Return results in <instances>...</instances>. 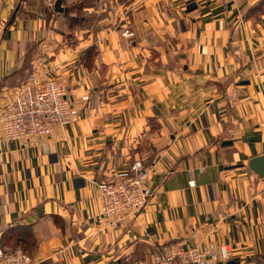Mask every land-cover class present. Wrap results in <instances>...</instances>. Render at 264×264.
Segmentation results:
<instances>
[{"label":"crops","instance_id":"obj_1","mask_svg":"<svg viewBox=\"0 0 264 264\" xmlns=\"http://www.w3.org/2000/svg\"><path fill=\"white\" fill-rule=\"evenodd\" d=\"M74 1L0 0V106L51 65L81 111L50 152L0 143V245L33 264H153L167 242H229L264 264V0H93L87 20ZM138 157L153 198L96 231L98 184Z\"/></svg>","mask_w":264,"mask_h":264},{"label":"built area","instance_id":"obj_2","mask_svg":"<svg viewBox=\"0 0 264 264\" xmlns=\"http://www.w3.org/2000/svg\"><path fill=\"white\" fill-rule=\"evenodd\" d=\"M237 1V0H233ZM124 35L134 33L125 30ZM88 99V95L82 97ZM80 109L69 93L67 82L59 76L31 71L25 82L15 88L7 102L0 106V143L17 142L23 149L38 147L44 152L55 148L53 134L77 121ZM151 166L136 159L117 171L113 180L99 183L106 217H135L152 196L148 183ZM228 242H206L196 246L168 243L156 252L154 264H218L232 256ZM0 264H33L29 253L21 248L5 250L0 245Z\"/></svg>","mask_w":264,"mask_h":264},{"label":"rangeland","instance_id":"obj_3","mask_svg":"<svg viewBox=\"0 0 264 264\" xmlns=\"http://www.w3.org/2000/svg\"><path fill=\"white\" fill-rule=\"evenodd\" d=\"M75 1H78V0H75ZM74 1V2H75ZM89 2L90 3H92L93 2V0H89ZM89 2H86V3H89ZM72 3V2H71ZM70 4V3H69ZM64 7H65V5H63V3H62V7H61V9L60 10H62V11H64ZM78 11V15H83V19L84 20H87V18H89V17H91V12H88V10L87 9H85V10H82L81 12L79 11V10H75V12H77ZM93 13H95V12H93ZM126 30H129V29H126ZM124 32V31H123ZM133 32V31H132ZM134 33V32H133ZM123 35H124V33H123ZM134 35V34H133ZM132 35V36H133ZM125 36V35H124ZM55 58V57H54ZM48 64H50V63H48ZM33 71L34 72H36V73H40V74H46V75H51V76H53V75H55V76H58L57 74H58V72L56 71V69H54L53 67H51V65H47L46 67H43V68H41V69H37V68H35V69H33ZM55 73H57V74H55ZM28 76V75H27ZM60 77V76H59ZM27 78V77H26ZM61 78V77H60ZM63 79V78H62ZM64 80V79H63ZM87 95V94H86ZM89 96V95H88ZM83 99V98H82ZM84 100V99H83ZM87 100V99H86ZM75 103H76V100H75ZM79 108V107H78ZM80 109V108H79ZM80 114H81V111H80ZM80 118V117H79ZM64 129H65V127H64ZM63 130V129H62ZM136 159H141V161H142V163H143V165H145V166H151V165H148V164H146L145 163V161H144V159L142 158V157H138V158H134L127 166H125L124 168H121V169H119V170H116V172L117 171H120V170H123V169H125V168H127L129 165H131ZM152 167V166H151ZM152 169V171H151V174H150V176H149V180H148V183H149V185H150V188H151V190H152V196L148 199V201L142 206V209L137 213V215L146 207V205L151 201V199L153 198V196H154V189H153V187H152V185H151V182H150V179H151V175H152V172H153V167L151 168ZM116 172H115V174H116ZM114 174V175H115ZM113 180V179H112ZM109 181H111V180H109ZM109 181H106V182H109ZM98 186H99V184H98ZM103 204V203H102ZM103 214V213H102ZM104 215V214H103ZM136 215V216H137ZM135 216V217H136ZM116 217H107V218H105L107 221L106 222H103V223H99L100 224V226L98 227V228H96V231H103V230H105V229H108V227H110V226H115V225H117V223L119 222L118 220H122V218L121 219H115ZM175 242H177V243H181V242H178V241H175ZM175 242H167V243H165L163 246H162V251H160V253L161 252H163V249H164V246L165 245H167L168 243H175ZM206 242H212V241H205V242H203V243H206ZM219 243H222V242H219ZM229 243V242H228ZM182 244V243H181ZM198 244H201V243H198ZM198 244H193V245H189V246H196V245H198ZM230 244V243H229ZM182 245H184V244H182ZM184 246H186V245H184ZM230 246H231V248H232V252H233V254H232V256L229 258V259H225V260H223V261H220V263H218V264H227V262L228 261H230V260H234V255H235V251H234V247L230 244ZM16 248H21V249H23L21 246H17V247H14V248H12V249H16ZM5 249V248H4ZM5 250H7V249H5ZM24 250V249H23ZM27 252V251H26ZM28 253V252H27ZM156 253V252H155ZM155 253H154V255H155ZM154 255H153V264H154Z\"/></svg>","mask_w":264,"mask_h":264},{"label":"water","instance_id":"obj_4","mask_svg":"<svg viewBox=\"0 0 264 264\" xmlns=\"http://www.w3.org/2000/svg\"><path fill=\"white\" fill-rule=\"evenodd\" d=\"M61 2L57 1L56 7L59 9L61 7ZM250 167L255 170L260 175H264V155L253 157L250 160ZM227 264H238V261L230 260Z\"/></svg>","mask_w":264,"mask_h":264},{"label":"trees","instance_id":"obj_5","mask_svg":"<svg viewBox=\"0 0 264 264\" xmlns=\"http://www.w3.org/2000/svg\"><path fill=\"white\" fill-rule=\"evenodd\" d=\"M89 0H81V1H78V2H76V3H73L69 8H68V10L66 11L67 13V15L68 16H72V13L74 12L75 13V10H79L80 12L83 10V8H84V6H85V4H86V2H88ZM74 15H76L75 17H79V18H81V17H83V15H78V11L76 12V14H74Z\"/></svg>","mask_w":264,"mask_h":264}]
</instances>
